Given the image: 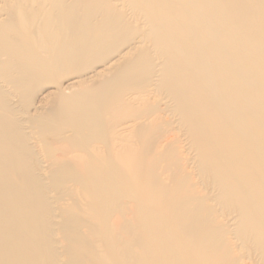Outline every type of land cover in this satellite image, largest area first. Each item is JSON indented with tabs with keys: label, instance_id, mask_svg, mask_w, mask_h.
<instances>
[{
	"label": "bare ground",
	"instance_id": "1",
	"mask_svg": "<svg viewBox=\"0 0 264 264\" xmlns=\"http://www.w3.org/2000/svg\"><path fill=\"white\" fill-rule=\"evenodd\" d=\"M0 264H264V0H0Z\"/></svg>",
	"mask_w": 264,
	"mask_h": 264
}]
</instances>
